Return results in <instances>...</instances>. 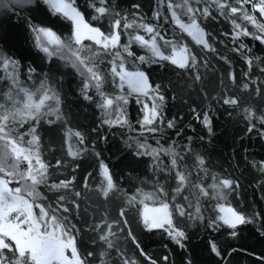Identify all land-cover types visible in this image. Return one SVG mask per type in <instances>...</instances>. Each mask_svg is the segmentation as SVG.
<instances>
[{
  "label": "snow or ice",
  "instance_id": "snow-or-ice-1",
  "mask_svg": "<svg viewBox=\"0 0 264 264\" xmlns=\"http://www.w3.org/2000/svg\"><path fill=\"white\" fill-rule=\"evenodd\" d=\"M220 109L264 140V0H0V264H264V156L214 170Z\"/></svg>",
  "mask_w": 264,
  "mask_h": 264
},
{
  "label": "trees",
  "instance_id": "trees-1",
  "mask_svg": "<svg viewBox=\"0 0 264 264\" xmlns=\"http://www.w3.org/2000/svg\"><path fill=\"white\" fill-rule=\"evenodd\" d=\"M144 6H145V10H147L149 7V0H144ZM224 27L225 25L223 22L214 23V29L217 35L220 30L224 29ZM245 39L246 42H248L252 46H255L258 43L251 41L250 38H245ZM189 42L192 43L193 47H195L194 42H191L190 38H189ZM183 99L188 100V96H184ZM137 108L138 106L135 105V103H133L129 108V112L131 118L133 119V122L135 121L137 115V111H136ZM169 109L171 112H175L177 114V118L181 116L184 117L185 124H187L188 120L191 119V116L188 112V107H181L180 105H177L176 108H172L169 105ZM93 111L94 110L89 109V111L82 118L83 122L91 123L95 119V117L93 116ZM96 115L98 116L99 113L96 112ZM213 120L215 122V136L212 139L211 147H209L207 143H205L204 148L207 150L208 154L211 156L214 162L215 171L221 172L227 170L228 172H232L234 173V175L239 176L240 171L244 169L243 155L245 148L248 150V153L250 154L249 159L255 157L257 160H259L262 156H264V140H262L255 133L249 134L245 129L243 122L237 123L235 122V120L229 119L227 113H225L223 109H220L216 113V115L213 117ZM192 123H193V127L196 129L195 134L204 135L205 140L207 141L208 137L206 135V131L203 130L195 120H193ZM105 131H107V129H105ZM123 131L127 133L128 130L124 129ZM186 134L193 135L194 133L191 130L186 129ZM109 137L112 138L111 133H109ZM112 139L118 141L123 139V137L117 135ZM72 142L73 141L70 140V143ZM197 147L200 146L197 145ZM233 149H235L237 158L240 161V169L233 168V165L236 163V161L232 160ZM141 175H143V173ZM254 178H258V173L254 171H249L247 178L242 179L241 191L243 193L245 202L249 206L255 204L259 209L260 207H264V205L261 204L260 201L261 191L256 187ZM96 183H99V180H97ZM96 183L92 185L93 189H95ZM130 183L131 182H129V184H123L122 187L128 188ZM118 203H119L118 197H113L106 204L100 205L96 202L95 192L90 191L87 194L86 198H82V202L80 204V210L81 212H83L87 208L89 219L91 220L93 214L97 212V209H99L100 215H114L115 212L118 211V208L116 207ZM120 240H122V237L120 238ZM145 243L147 244L149 250L158 249L162 243H168L169 246L171 247V242L162 240L159 234L154 236L151 240L145 241ZM240 244H243L245 247H248L249 250L251 249L255 250L257 254L264 253V245L256 241L251 232L245 231L242 234V240L240 241ZM237 247H239V245H237ZM158 254L162 255L163 253H158ZM234 259H235V264H255V262L253 261L255 257L240 255L235 257Z\"/></svg>",
  "mask_w": 264,
  "mask_h": 264
}]
</instances>
